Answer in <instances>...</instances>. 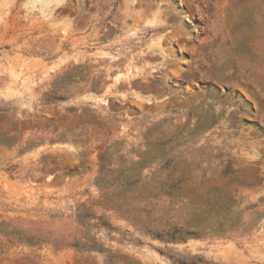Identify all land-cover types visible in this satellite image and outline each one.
<instances>
[{"label": "rangeland", "instance_id": "rangeland-1", "mask_svg": "<svg viewBox=\"0 0 264 264\" xmlns=\"http://www.w3.org/2000/svg\"><path fill=\"white\" fill-rule=\"evenodd\" d=\"M0 264H264V0H0Z\"/></svg>", "mask_w": 264, "mask_h": 264}]
</instances>
